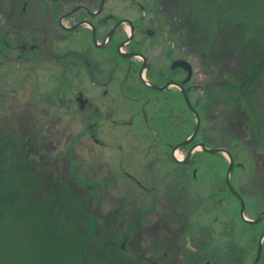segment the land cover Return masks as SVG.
<instances>
[{"label":"rangeland","instance_id":"1","mask_svg":"<svg viewBox=\"0 0 264 264\" xmlns=\"http://www.w3.org/2000/svg\"><path fill=\"white\" fill-rule=\"evenodd\" d=\"M149 1L161 40L188 58L216 95L201 138L228 148L244 166L231 182L246 201V217L256 219L264 209V0ZM47 65L0 55V264H152L150 232L161 235L162 227L170 237L178 233L173 250L192 264L207 261L212 243V264L254 262L264 221L243 224L226 183V155L197 153V182L192 168L181 173L175 164L170 179L154 175L166 201L152 211V196L121 172L120 154L98 147L80 118L59 117L69 112L54 108L52 77L34 76ZM189 133L182 128L171 138ZM161 242L157 237L153 246Z\"/></svg>","mask_w":264,"mask_h":264},{"label":"flooded vegetation","instance_id":"2","mask_svg":"<svg viewBox=\"0 0 264 264\" xmlns=\"http://www.w3.org/2000/svg\"><path fill=\"white\" fill-rule=\"evenodd\" d=\"M56 12L51 10L55 24L47 29H53L55 33L54 60L46 68L34 71V76L39 73L52 77L54 108L64 105L69 112H61L59 117L80 118L84 121L86 133L98 147L120 154L119 167L125 168L121 172L139 190L152 196V211L162 209L160 207L166 201L163 196L160 197L154 175L164 173V178L170 179L168 176L172 170L168 168L175 164L181 173L188 174L186 167L192 168L191 178L197 182L200 170L197 153L221 155L203 150L204 146L224 149L233 156L228 148H215L217 143L201 138L207 132L206 115L214 114L216 95L200 82L193 63L182 54L169 50L168 42L161 40L163 28L160 31L157 26L153 17L155 9L150 6L149 0H109L101 11L89 4L66 3L58 14ZM182 60L188 61L191 69ZM198 116L200 129L192 142L183 146L192 137ZM182 128L190 133L182 140L180 135L171 138L175 130L181 132ZM215 129L214 122L210 124L211 136ZM166 131L172 132L170 137ZM134 135L139 141L147 143L136 146L134 139L128 140ZM179 151L185 152L184 155L180 153L182 158L177 157ZM149 177V182L154 185L152 187L145 183ZM177 178L182 179L173 177L171 180ZM183 179L187 178L183 176ZM243 201L246 217L247 204L244 198ZM239 203L243 224L254 227L264 221L263 218L258 224L245 222ZM172 211L179 209L173 208ZM263 212L264 209L256 219L246 218L257 220ZM160 231L163 233L157 236L154 230L150 232L151 246L147 253L150 262L192 264L191 257L187 261L173 250H179L178 233L170 237L168 228L162 227ZM157 237L162 242L154 247ZM167 237L174 239L170 241ZM123 244L127 257H134ZM212 244L208 245V259L204 264L213 263L210 259L213 258ZM195 252L191 253L193 257ZM263 253L264 246L258 264ZM231 257H234L233 254Z\"/></svg>","mask_w":264,"mask_h":264},{"label":"water","instance_id":"3","mask_svg":"<svg viewBox=\"0 0 264 264\" xmlns=\"http://www.w3.org/2000/svg\"><path fill=\"white\" fill-rule=\"evenodd\" d=\"M93 1H96L93 2ZM109 0H0V55L8 63L13 61L17 64L29 61H46L51 63L54 60V30H47L50 25L55 24L51 10L60 12L65 4H76L78 2L89 4L101 11ZM98 3V6L95 7ZM55 14V16H56ZM188 68L191 66L188 61H183ZM201 120L197 119L194 133L182 145H187L196 136L200 129ZM203 150L211 154H225L229 159V168L226 174V183L229 190L241 202V217L245 222L258 224L264 218V212L257 220H250L245 217V204L239 192L233 187L231 175L235 167H244L235 164L234 158L229 151L224 149H210L206 146ZM191 153V152H190ZM189 153V155H190ZM264 246V233L258 243L257 257L253 264L261 260Z\"/></svg>","mask_w":264,"mask_h":264},{"label":"bare ground","instance_id":"4","mask_svg":"<svg viewBox=\"0 0 264 264\" xmlns=\"http://www.w3.org/2000/svg\"><path fill=\"white\" fill-rule=\"evenodd\" d=\"M177 157L178 158H182V154H180V152L177 153Z\"/></svg>","mask_w":264,"mask_h":264},{"label":"trees","instance_id":"5","mask_svg":"<svg viewBox=\"0 0 264 264\" xmlns=\"http://www.w3.org/2000/svg\"><path fill=\"white\" fill-rule=\"evenodd\" d=\"M242 50V49H241ZM249 69H250V67H249ZM254 82V81H253Z\"/></svg>","mask_w":264,"mask_h":264}]
</instances>
